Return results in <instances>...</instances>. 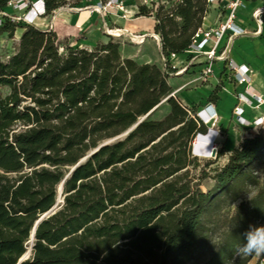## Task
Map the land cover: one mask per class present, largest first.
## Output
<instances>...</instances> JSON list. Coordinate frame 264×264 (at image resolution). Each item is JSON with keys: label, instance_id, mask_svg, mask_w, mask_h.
<instances>
[{"label": "trees", "instance_id": "16d2710c", "mask_svg": "<svg viewBox=\"0 0 264 264\" xmlns=\"http://www.w3.org/2000/svg\"><path fill=\"white\" fill-rule=\"evenodd\" d=\"M70 1L45 0L47 12ZM207 11V0L158 8L165 57L185 53ZM137 15L151 16L144 6ZM20 27L14 52H0V264H248L255 255L235 248L249 225H264V132L215 167L203 190L207 172L196 177L190 166L203 163L192 146L208 125L173 96L177 68L124 57L115 37L74 46L7 16L0 35ZM165 98L164 118L141 120ZM62 183L60 209L31 240Z\"/></svg>", "mask_w": 264, "mask_h": 264}, {"label": "built area", "instance_id": "2783aa9c", "mask_svg": "<svg viewBox=\"0 0 264 264\" xmlns=\"http://www.w3.org/2000/svg\"><path fill=\"white\" fill-rule=\"evenodd\" d=\"M137 7L144 6L148 9L149 14L155 18L156 11L160 6L169 7L174 6L176 3L183 0H135ZM216 2V0H207L208 10L209 6ZM72 0L64 5L53 10L52 13L47 12V5L45 0H12L8 4V8H12L13 13L6 10L0 11V25L2 24L4 17H10L14 22H23L26 24L34 25L36 27H40L42 29H54L52 23L55 20L56 16L60 12H64L65 10H76L79 14L84 16L83 21L79 22V19L74 23L79 29L84 27L86 21L91 18L92 14H98L102 17V25L104 31L110 37L118 38L122 36V32L124 30L115 28L109 22V17L112 15H117L124 19H129L134 17L131 14V11L128 9V5L126 0H90L86 2L83 6H78L74 3L71 5ZM246 6L245 0H227L225 11L221 15L217 22L205 25L204 21L201 26L197 28L195 31L192 41L185 50L187 53L186 59V67L181 66L177 69L176 72H171L170 75H181L185 72L191 63H201L203 64V68L197 79L206 82V80L214 74V65L217 61H227L229 69V76L233 79L237 84H246V87L243 91L236 92L237 102L232 110V117L235 122L244 128L242 135L238 138L239 144H241L244 140L252 139L259 133H262L264 129V113L262 115L257 116L253 120H249L245 117L244 111L246 105H258L264 104V93L258 92L255 90L250 81H251V69L247 65H239L232 58H229L225 55L227 51V45L222 46V42L225 38H228V41L233 38L249 34V31L238 24V14L239 11ZM20 15H17V13ZM263 9H258L253 13V17L257 20V23H260L262 20ZM207 14V13H206ZM206 15L204 17V20ZM156 19V18H155ZM157 21V20H156ZM44 25L45 27H43ZM259 28L257 31L259 32ZM117 33V35H116ZM156 40L161 43V36L158 33L152 34ZM145 36H142V40H144ZM224 48V49H222ZM176 54L171 53L168 57L169 59L174 58ZM9 56V55H8ZM7 56V57H8ZM6 57V58H7ZM164 59H166L164 57ZM176 68L175 66H173ZM220 114L215 110L214 105L212 103H208L206 106L201 108H197L196 115L194 117L198 118L204 124L208 125H217L220 122ZM216 132V131H215ZM199 133L198 135H200ZM197 135V136H198ZM206 133H202L200 136H205ZM221 137H226V133L224 132ZM197 137L195 138V140ZM195 140L193 144L195 143ZM215 140V139H214ZM213 152V151H212ZM203 157V156H201Z\"/></svg>", "mask_w": 264, "mask_h": 264}, {"label": "crops", "instance_id": "0c3cea01", "mask_svg": "<svg viewBox=\"0 0 264 264\" xmlns=\"http://www.w3.org/2000/svg\"><path fill=\"white\" fill-rule=\"evenodd\" d=\"M90 0H80L79 2H76L75 4L78 6H83ZM126 3L128 5V9L131 11V14L134 16L132 18H121L117 15H112L109 17V22L112 24L115 28L124 30V34H132L135 36H138L141 38L139 40V43H144L148 40V38H154L153 33L155 34V25H156V19L152 16H138L139 8L136 5L135 0H126ZM227 0H216V2H213L209 6V10L207 11L206 18L204 20L205 25H210L215 22H217L221 17V15L225 11ZM246 6L242 8L239 11L238 14V24L247 29L249 31V34H244L237 36L233 38L232 40L228 41V38H225L222 42V46L224 47L227 45V51L225 53L226 56L229 58H232L234 62H236L239 65H247L251 69V85L252 87L257 90L258 92L264 93V0H245ZM263 9L262 13V20L260 23H257V20L253 17V13L258 10ZM67 12H63L60 14V17L67 18V21H70L68 25V30H66L65 33H63V36H60V33L58 34L57 29L54 28V30L57 32L59 37H65L69 36L70 30L72 31H87V35L85 36V39L87 40L91 37L94 30H100L104 37L109 38L107 33L103 29L102 25V17L98 15L97 13L92 14L91 18H89L86 23L84 24V27L82 29H79L77 26L74 25V23L79 19V22L83 21L84 16L82 14H79V12H76V10H65ZM63 17V18H64ZM144 18V20H143ZM135 21L138 22L139 24ZM141 27L143 30H145L143 33L133 34V29ZM259 28V32L253 33L257 31ZM23 31V29H22ZM22 34V33H21ZM20 34V36H21ZM20 36L18 38H20ZM142 36L144 37V40H142ZM254 38V39H252ZM96 39V38H95ZM156 40V38H154ZM103 40V39H102ZM95 41L93 42V45L95 46L98 42L102 41ZM89 41V40H88ZM91 43V42H90ZM158 45L161 48L160 43L158 42ZM85 47L89 48V45L85 44ZM92 48V47H90ZM258 49L260 53H258L256 50ZM224 49V48H222ZM129 57V56H127ZM174 58L177 60L175 67L180 68L181 66H187L186 65V59H187V53L184 54L181 53L180 55H175ZM182 58V59H179ZM191 63L192 66H188V68L185 70V72L181 75H184L187 71H189L191 68L194 70V72H201V69L203 68V64L199 63ZM198 65V66H197ZM228 62L227 61H217L214 65V74L210 76L206 82H201L199 85L195 86V89L193 91H196L197 89H202L204 93L197 95L195 97H190L189 101H183L185 104H191L194 105L197 108H201L203 106H206L208 103H212L214 105L215 110L218 112L220 117L219 127L217 128L220 130H216L215 135L218 133L222 135L224 132L226 133L228 126H229V133L230 135H234L235 138H237V145L238 146V138L242 135V132L244 128L242 126H239L235 120L232 117V110L237 102L236 99V92L243 91L246 87V84H237L233 79L229 76V69L227 68ZM198 75H195L191 81L196 80L198 78ZM190 81V82H191ZM187 84V83H185ZM219 87V90L217 91V99H211L210 95L216 91V88ZM189 91H192L191 89L187 90L184 89V87H180L176 90V94L180 96L182 92L186 93L187 96H189ZM228 96L231 99V102L228 106L224 105V97ZM264 113V104L258 105L257 103L254 105H246L244 115L247 119L253 120L259 115H262ZM230 115V118H227ZM227 122L226 125H222V122ZM223 122V123H224ZM216 141V140H215ZM226 142V141H225ZM224 145V144H223ZM233 145V147H235Z\"/></svg>", "mask_w": 264, "mask_h": 264}, {"label": "rangeland", "instance_id": "374dc122", "mask_svg": "<svg viewBox=\"0 0 264 264\" xmlns=\"http://www.w3.org/2000/svg\"><path fill=\"white\" fill-rule=\"evenodd\" d=\"M79 1L80 0H72L73 3H76ZM7 11L13 13L12 8H10V7L7 9ZM64 12L70 13L68 11H64ZM62 13L63 12L58 13L55 20L52 23L53 27L57 29L58 34L60 33V36H63L62 34L65 33L66 30H68V25L70 24V23H68L70 21H67L66 15H65V17L63 15L64 18L60 17V14H62ZM20 14H21V12L17 13V15H20ZM143 20H144V18H143ZM135 22L138 25L139 24L138 22H140V21H135ZM42 26L45 27L44 25H42ZM22 29L23 28L20 27L16 31L15 36L13 38L8 37L6 33H3L2 35H0V52L4 55V57H7L9 54H12L14 52V48H15L18 40H19L18 37L23 32ZM144 31L145 30H143L141 27L138 26V28L133 29V34L139 35L140 33H143ZM69 32H70L69 36L67 35L65 37H60V39L63 40L64 42H69L70 44H73L74 46L85 47V44H87V45H89V48L90 47L94 48L95 46L93 45V42L95 43V41H99V40L103 39L102 41L98 42V44L107 43L110 41L109 38L104 37L103 33L100 30H94L91 37L89 39H87L86 41L83 39H85V36L88 34L87 31L82 32L79 30L78 31L70 30ZM252 39H254V38H252ZM112 40H114V42L119 43V45L121 46L120 47L121 54L124 57L129 56L130 58H133L140 63H143V62L157 63L162 68H164L168 64L171 66L176 65L177 60L175 58L169 59L168 57H165V55L162 52V49L158 45V41L155 40L154 38L149 37L148 40L142 44L138 42L139 40H141V38H135V37H133L132 34L131 35L125 34V35H122V36L115 38V39H112ZM73 42H75V43H73ZM255 50L257 52L259 51L256 48H255ZM258 53H260V52H258ZM164 57L166 59H164ZM179 59H182V58H179ZM190 66H192V65H190ZM198 74H199V72H194V70L191 68L189 71H187L182 76L173 75V74L169 75V77H168L169 81L168 82L173 88V92H172L173 96L175 95L182 102L183 101L188 102L190 97L193 98L197 95L204 93V91L202 89H197L196 91H193V89H195V86L199 85L202 82L199 79L191 81V79H193L195 77V75H198ZM185 83H187V84H185ZM180 87H184V89H187V90L191 89L192 91H189V96H187L186 93H184V92H182L180 94V96L178 94H176V90ZM2 90H3L2 92L4 94H7L9 91H11L7 87H4ZM223 100H224L225 106H228L231 102V99L228 96L224 97ZM187 105L188 106H194L191 104H187ZM168 113H169V104L167 102V98H165L161 101V103L158 106H156L153 109V111L151 113H149V115L143 116V117H141V119L148 117L149 119L159 120V119L164 118ZM227 118H230V115ZM223 122H222V125L227 124V122H224V123ZM210 127L214 128L213 125H210ZM218 127H219V123H217V125L215 126L214 129L218 130L217 129ZM228 130H229V126H228V129L226 131V137H221V135L219 133L216 135V138H215L216 141H213V144H211V146H210V148L213 149V152L212 153H211V151L207 152L208 153L207 155H209V156H207V157L206 156L205 157L200 156L199 157L202 159L203 163H199L200 165L197 168H192L193 167L192 165L190 166L191 174L195 175L196 177L200 176L204 170L207 172L208 176L204 180H202L201 184H200V187L203 190H207L208 188H210L213 185L214 179L212 178V176L214 174V171H213L214 168L218 167V166H222L223 164H225L227 162L229 156L235 150V148H238L241 145L239 143H238V146L234 145V144L237 145V143H236L237 138H235L234 135L233 136L230 135ZM219 131L220 130H218L217 132H219ZM213 132L210 131V133L214 134V135L212 134L213 137H212L210 142H212V140L215 136V131L213 130ZM262 132H264V129ZM126 134H127V132H123V133L119 134L118 136H116L113 140L122 139L126 136ZM201 139H202V136H200L195 141L197 149L199 147L198 143H199V141H201ZM233 145L235 147H233ZM221 152H224V153L221 154ZM207 159H212V160H214V162L206 165ZM258 164H259L258 165L259 175L261 177V180H263L262 182H264V156L261 158V160L259 161ZM248 264H264V260H259L258 256H254Z\"/></svg>", "mask_w": 264, "mask_h": 264}, {"label": "clouds", "instance_id": "9594fccd", "mask_svg": "<svg viewBox=\"0 0 264 264\" xmlns=\"http://www.w3.org/2000/svg\"><path fill=\"white\" fill-rule=\"evenodd\" d=\"M205 125V124H204ZM210 126L207 129V135L212 131ZM214 130V129H213ZM216 131V130H215ZM215 139V138H214ZM213 139V141H215ZM212 141V143H213ZM193 155L200 157L196 150H192ZM244 242L235 248L237 257H250L264 255V225H249L248 230L243 233Z\"/></svg>", "mask_w": 264, "mask_h": 264}, {"label": "water", "instance_id": "95a60500", "mask_svg": "<svg viewBox=\"0 0 264 264\" xmlns=\"http://www.w3.org/2000/svg\"><path fill=\"white\" fill-rule=\"evenodd\" d=\"M143 120V119H142ZM141 121V120H140ZM133 128H135V125L133 126ZM133 128H131V129H133ZM130 129V130H131ZM129 130V131H130ZM200 135H202V133L200 134ZM200 135H198L197 136V138L200 136ZM112 141V139L111 140H107V141H105V143H102L100 146H102V145H104V144H106V143H109V142H111ZM99 146V147H100ZM98 147V148H99ZM98 148H96L95 150H97ZM195 149V144H193V146H192V150H194ZM94 150V151H95ZM93 153V152H92ZM90 155V154H89ZM89 155H87V156H85V157H83L75 166H73L72 167V169H74L79 163H81L82 161H84V160H86L87 159V157L89 156ZM91 156V155H90ZM64 183V182H63ZM63 183L60 185V187H59V197H58V200H57V204H55V206H53V208H51L48 212H46L44 215H42L39 219H38V221H36V224H35V226H34V228H33V231H32V234H31V240L34 238V233H35V230H36V227H37V225H38V223L45 217V216H49V215H51V214H54L58 209H60V207H61V202H63V200L61 201V197L60 196H62V192H63ZM25 256H26V254L23 256V258L22 259H24L25 258ZM21 259V260H22Z\"/></svg>", "mask_w": 264, "mask_h": 264}, {"label": "bare ground", "instance_id": "6f19581e", "mask_svg": "<svg viewBox=\"0 0 264 264\" xmlns=\"http://www.w3.org/2000/svg\"><path fill=\"white\" fill-rule=\"evenodd\" d=\"M122 33L121 34H124V32H126V31H121ZM116 35H117V33H116ZM133 37H135V38H139L138 36H135V35H133ZM138 42H140V41H138ZM142 120V119H141ZM215 131V130H214ZM212 132H213V129H212ZM214 133V132H213ZM213 133H209L208 135H205V136H202V139H201V141H199V143H198V146L200 147H198V149H197V146H196V143H194L195 144V150H196V152L199 154V155H201V156H203V157H207V156H209V155H207L208 153V151H211V153H212V151H213V149H211L210 148V146H211V144H213L212 142H210L211 141V139H212V137H213ZM213 134V135H212ZM200 137V136H199ZM198 137V138H199ZM197 138V139H198ZM214 138H216V135L214 136ZM213 138V139H214ZM196 139V140H197ZM195 140V141H196ZM213 141V140H212ZM215 146V145H214ZM199 152H198V151ZM202 150V151H201ZM201 151V152H200ZM61 198V201L63 200V197L62 196H60Z\"/></svg>", "mask_w": 264, "mask_h": 264}]
</instances>
